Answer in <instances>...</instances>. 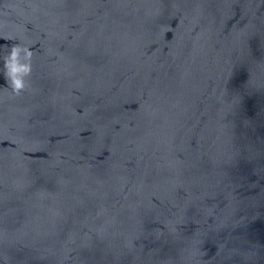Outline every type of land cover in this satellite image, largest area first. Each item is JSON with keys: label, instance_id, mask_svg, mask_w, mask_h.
Segmentation results:
<instances>
[{"label": "water", "instance_id": "1", "mask_svg": "<svg viewBox=\"0 0 264 264\" xmlns=\"http://www.w3.org/2000/svg\"><path fill=\"white\" fill-rule=\"evenodd\" d=\"M0 264H264V0H0Z\"/></svg>", "mask_w": 264, "mask_h": 264}, {"label": "clouds", "instance_id": "2", "mask_svg": "<svg viewBox=\"0 0 264 264\" xmlns=\"http://www.w3.org/2000/svg\"><path fill=\"white\" fill-rule=\"evenodd\" d=\"M33 53L28 45L13 44L3 59V75L7 86L20 95L29 86Z\"/></svg>", "mask_w": 264, "mask_h": 264}]
</instances>
